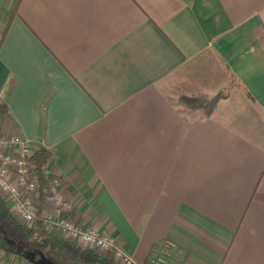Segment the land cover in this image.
Returning <instances> with one entry per match:
<instances>
[{
  "label": "crops",
  "instance_id": "0c3cea01",
  "mask_svg": "<svg viewBox=\"0 0 264 264\" xmlns=\"http://www.w3.org/2000/svg\"><path fill=\"white\" fill-rule=\"evenodd\" d=\"M0 132L137 263L264 264V0H0Z\"/></svg>",
  "mask_w": 264,
  "mask_h": 264
},
{
  "label": "built area",
  "instance_id": "2783aa9c",
  "mask_svg": "<svg viewBox=\"0 0 264 264\" xmlns=\"http://www.w3.org/2000/svg\"><path fill=\"white\" fill-rule=\"evenodd\" d=\"M36 149L19 135L0 132V197L15 219L26 225L34 222L38 207L39 186L31 161ZM62 189L60 179L51 177L46 189V204L50 203L51 209H44V223L49 229L59 231L64 239L81 248L94 249L101 256L112 252L118 264H139L117 245L113 236L81 223L71 203L64 199ZM174 247L171 240L161 241L146 264H167ZM0 264L25 263L9 260L0 252Z\"/></svg>",
  "mask_w": 264,
  "mask_h": 264
},
{
  "label": "trees",
  "instance_id": "16d2710c",
  "mask_svg": "<svg viewBox=\"0 0 264 264\" xmlns=\"http://www.w3.org/2000/svg\"><path fill=\"white\" fill-rule=\"evenodd\" d=\"M227 97V91L219 90L212 95L197 93L180 95L178 107L185 112L197 113L201 118L211 117L219 103ZM48 152L37 148L31 156L33 174L38 183V207L31 225L19 223L0 197V252L9 260L28 263L26 253H42L55 264H118L112 252L100 255L94 249L81 248L64 239L59 231L49 229L44 223L48 178L44 174Z\"/></svg>",
  "mask_w": 264,
  "mask_h": 264
},
{
  "label": "water",
  "instance_id": "95a60500",
  "mask_svg": "<svg viewBox=\"0 0 264 264\" xmlns=\"http://www.w3.org/2000/svg\"><path fill=\"white\" fill-rule=\"evenodd\" d=\"M26 259H28V261L31 264H55L52 260H50L49 258L45 257L42 253H39V259L34 261L30 258L27 257V254L24 255Z\"/></svg>",
  "mask_w": 264,
  "mask_h": 264
},
{
  "label": "flooded vegetation",
  "instance_id": "af4514ba",
  "mask_svg": "<svg viewBox=\"0 0 264 264\" xmlns=\"http://www.w3.org/2000/svg\"><path fill=\"white\" fill-rule=\"evenodd\" d=\"M27 254V257L36 261L39 259V254L38 253H26Z\"/></svg>",
  "mask_w": 264,
  "mask_h": 264
}]
</instances>
